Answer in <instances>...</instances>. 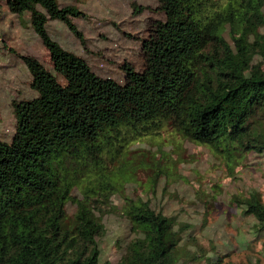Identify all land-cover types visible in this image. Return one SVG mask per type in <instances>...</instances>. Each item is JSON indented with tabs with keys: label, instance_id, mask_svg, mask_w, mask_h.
<instances>
[{
	"label": "trees",
	"instance_id": "16d2710c",
	"mask_svg": "<svg viewBox=\"0 0 264 264\" xmlns=\"http://www.w3.org/2000/svg\"><path fill=\"white\" fill-rule=\"evenodd\" d=\"M8 1L29 14L53 68L21 56L37 96L13 104V140H0V264H100L102 216L116 188L109 164L132 142L173 131L228 163L264 155V0H157L164 19L143 42L144 72L126 65L124 87L49 34L58 21L84 43L74 20L85 12L58 0ZM233 202L264 230L258 192ZM123 213L137 237L117 264L199 258L181 246L189 226L174 217L142 200Z\"/></svg>",
	"mask_w": 264,
	"mask_h": 264
},
{
	"label": "rangeland",
	"instance_id": "374dc122",
	"mask_svg": "<svg viewBox=\"0 0 264 264\" xmlns=\"http://www.w3.org/2000/svg\"><path fill=\"white\" fill-rule=\"evenodd\" d=\"M58 1L62 7L76 6L87 14V18L74 20L84 43L63 23L49 21L48 32L63 49L81 57L97 76L115 81L118 87L127 82L126 65L139 74L144 72L143 42L155 21L164 19L157 0ZM224 35L232 44L228 30ZM21 56L53 68L29 14H19L12 2L0 0V140L8 143L16 130L13 104L37 96ZM259 61L256 57L255 63ZM222 156L173 131L127 146L109 164L116 188L102 216L105 233L98 239L100 264L119 263L136 239L123 207L138 200L189 226L190 236L181 246L191 254L196 250L199 258L182 264H264V230L253 216L242 213L245 206L239 208L233 202L234 197L246 201L256 191L264 203V155L250 154L237 164ZM74 196L80 194L75 191ZM68 210L70 215L76 211L73 206Z\"/></svg>",
	"mask_w": 264,
	"mask_h": 264
}]
</instances>
